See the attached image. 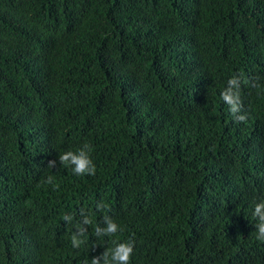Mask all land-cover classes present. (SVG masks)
I'll list each match as a JSON object with an SVG mask.
<instances>
[{"label": "trees", "instance_id": "trees-1", "mask_svg": "<svg viewBox=\"0 0 264 264\" xmlns=\"http://www.w3.org/2000/svg\"><path fill=\"white\" fill-rule=\"evenodd\" d=\"M261 200L264 0H0V264H264Z\"/></svg>", "mask_w": 264, "mask_h": 264}, {"label": "clouds", "instance_id": "clouds-1", "mask_svg": "<svg viewBox=\"0 0 264 264\" xmlns=\"http://www.w3.org/2000/svg\"><path fill=\"white\" fill-rule=\"evenodd\" d=\"M228 88L224 89L221 93L222 100L229 106V111L233 114L234 118L238 122H244L246 120V115L238 113L241 112L242 104L239 95L240 89V80L237 77H233L227 81ZM235 89V91H233ZM85 149L87 151H85ZM88 150H90L89 145H84L78 152L67 151L59 156V159L64 165H71L74 174L76 175H94L95 174V165L93 164L91 158L88 155ZM55 161H49V167H53ZM51 183V179H49ZM254 217H259V223L256 225L258 228L256 239L259 241H264V200H261L259 203H255L254 206ZM67 217H64L66 219ZM91 221L86 218L84 223L88 224ZM118 231V226L114 222H109L106 232L109 235H115ZM83 234V230H81ZM72 246L74 248H79L81 241L77 239L76 235L71 237ZM112 256L111 260L115 261L116 264H129L132 252L133 245L129 242L125 243H116V246L110 249ZM106 264H108L107 255L105 256ZM91 264H98L96 259H93Z\"/></svg>", "mask_w": 264, "mask_h": 264}]
</instances>
